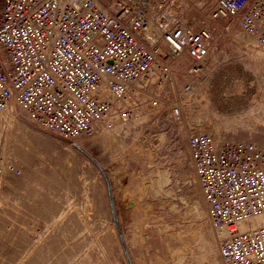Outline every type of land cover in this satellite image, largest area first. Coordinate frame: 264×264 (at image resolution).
<instances>
[{
	"label": "built area",
	"instance_id": "2783aa9c",
	"mask_svg": "<svg viewBox=\"0 0 264 264\" xmlns=\"http://www.w3.org/2000/svg\"><path fill=\"white\" fill-rule=\"evenodd\" d=\"M194 2L201 20L186 16ZM220 29L262 59L264 82V0H0V111L16 104L37 126L72 139L128 123L154 94L152 108L166 103L183 135L221 237L218 263L264 264V129L230 138L187 116L193 78L224 42Z\"/></svg>",
	"mask_w": 264,
	"mask_h": 264
},
{
	"label": "rangeland",
	"instance_id": "374dc122",
	"mask_svg": "<svg viewBox=\"0 0 264 264\" xmlns=\"http://www.w3.org/2000/svg\"><path fill=\"white\" fill-rule=\"evenodd\" d=\"M194 3L186 16L201 20ZM218 33L224 42L193 78L187 116L230 138L258 137L262 59ZM154 97L128 123L72 139L37 126L16 104L0 111V264H219L221 237L183 135L166 103L152 108Z\"/></svg>",
	"mask_w": 264,
	"mask_h": 264
}]
</instances>
